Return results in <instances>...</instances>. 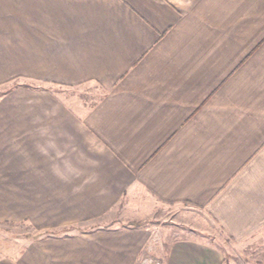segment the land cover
<instances>
[{
    "label": "crops",
    "instance_id": "0c3cea01",
    "mask_svg": "<svg viewBox=\"0 0 264 264\" xmlns=\"http://www.w3.org/2000/svg\"><path fill=\"white\" fill-rule=\"evenodd\" d=\"M0 90V222L34 232L0 264H226L164 204L264 231V0H0Z\"/></svg>",
    "mask_w": 264,
    "mask_h": 264
},
{
    "label": "rangeland",
    "instance_id": "374dc122",
    "mask_svg": "<svg viewBox=\"0 0 264 264\" xmlns=\"http://www.w3.org/2000/svg\"><path fill=\"white\" fill-rule=\"evenodd\" d=\"M4 90H0V95ZM55 91L66 103L81 104L86 109L92 107L103 94L93 84H85L70 89L57 88ZM158 208L159 216L156 221L160 227V232L171 230L172 235L179 232L182 237L187 236L199 241L210 242L213 246L221 249L226 264L264 263V231L245 242L234 243L221 233L201 208L170 204L159 205ZM21 233L34 234L33 231L23 225L0 222V259H3L7 253L16 251L15 247L17 248L19 244Z\"/></svg>",
    "mask_w": 264,
    "mask_h": 264
},
{
    "label": "built area",
    "instance_id": "2783aa9c",
    "mask_svg": "<svg viewBox=\"0 0 264 264\" xmlns=\"http://www.w3.org/2000/svg\"><path fill=\"white\" fill-rule=\"evenodd\" d=\"M140 264H161L160 262H154L153 260L150 259H143L141 260Z\"/></svg>",
    "mask_w": 264,
    "mask_h": 264
},
{
    "label": "trees",
    "instance_id": "16d2710c",
    "mask_svg": "<svg viewBox=\"0 0 264 264\" xmlns=\"http://www.w3.org/2000/svg\"><path fill=\"white\" fill-rule=\"evenodd\" d=\"M133 225L138 226L139 224H133Z\"/></svg>",
    "mask_w": 264,
    "mask_h": 264
}]
</instances>
